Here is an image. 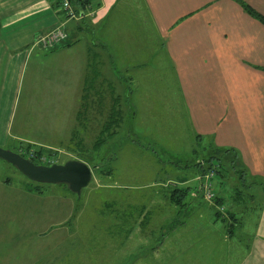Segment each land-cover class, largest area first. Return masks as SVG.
I'll return each mask as SVG.
<instances>
[{"label":"rangeland","instance_id":"obj_1","mask_svg":"<svg viewBox=\"0 0 264 264\" xmlns=\"http://www.w3.org/2000/svg\"><path fill=\"white\" fill-rule=\"evenodd\" d=\"M130 3L131 9L122 3L115 14L111 10L95 31L79 30L75 20L60 24L70 45L33 46L18 72L6 75L11 90L1 89L0 74V148L15 152L29 142L41 146L44 157L55 151L42 156V163L78 158L101 168L95 174L91 170L77 196L58 183L28 191L24 176L0 159V264H235L239 246L254 233L264 178L248 175L238 157L233 169L224 164L222 176L213 179V190L236 214L232 236L205 201L177 215L162 197L159 187L178 184L171 177L187 179L193 166L182 165L202 156L205 139L193 147L192 132L214 128L225 133L218 122H191L180 98V74L166 55L159 27L155 33ZM87 46L107 58V64L101 60L98 79L86 76ZM86 88L102 89L103 108L101 114L88 109L81 125L76 112ZM109 90L117 95L121 120L115 135L93 150L112 97ZM210 109L204 117L216 114ZM73 127L80 131L79 149L68 139ZM107 167L110 173L104 172ZM239 167L246 187L234 172ZM197 184L191 178L178 185L193 192ZM174 217L181 223L171 225Z\"/></svg>","mask_w":264,"mask_h":264},{"label":"crops","instance_id":"obj_2","mask_svg":"<svg viewBox=\"0 0 264 264\" xmlns=\"http://www.w3.org/2000/svg\"><path fill=\"white\" fill-rule=\"evenodd\" d=\"M240 1L264 16V0H97L89 27L95 31L107 22L111 10L117 12L122 3L131 9L133 2L142 19L155 33L158 26L164 37L166 55L180 74L186 115L191 122H218L223 128L224 135L214 128L193 131L192 146H198L199 135L218 148H232L248 175L264 178V24ZM58 13L50 0H0L1 89L11 90L6 75L18 72L33 46H42L38 36L67 24ZM85 51L92 52V47ZM209 107L216 114L204 117ZM194 172L192 167L187 179H169H177L174 184L188 182L196 179ZM189 195L197 196L194 191ZM256 219L254 233L239 246L242 252L235 264H264V199Z\"/></svg>","mask_w":264,"mask_h":264},{"label":"trees","instance_id":"obj_3","mask_svg":"<svg viewBox=\"0 0 264 264\" xmlns=\"http://www.w3.org/2000/svg\"><path fill=\"white\" fill-rule=\"evenodd\" d=\"M50 1L52 2V5L54 7L58 6L59 0H50ZM68 3H69V6H70L72 12L75 15H77V17L71 18V17L67 16L63 10H59V12L63 13L65 20H75L76 28H78L79 30H80V28L83 29L85 27H86V29L87 28L90 29V27H89L90 18H91L90 16L92 14L89 15L88 13L90 11L93 13L95 8L98 6L97 0H68ZM241 6L252 17H254L259 22L264 24V16L263 15L258 14L253 9H251L247 4H244L242 2H241ZM65 37H66V35L63 38L57 40L55 43L56 44L59 43L60 47L69 46L70 44L67 43L66 40H64ZM53 45L51 47H53ZM48 48H50V47H48ZM97 61H99L98 65H97ZM100 64H101V60H100L99 55H97L93 51L87 52L86 76L91 78L92 80L98 79L100 74H101V70H102V69H100ZM100 87H101V85H100ZM88 89L89 88L85 89V91H86L85 95H84V93H82L80 95L81 99L83 97H85V99H84L83 105L81 104L80 109L76 112V123H79V121H80L81 125H83L81 122H82V119L85 117V113L88 111V109L94 108L96 113L101 114L102 108H103L102 89L101 90L99 88L98 89H91V90H88ZM109 91H111L110 96L112 95V97H111V100H109V104L107 105L108 106L107 107L108 108L107 114L100 124L99 130L96 134V138L93 140V142L91 144V149H93V150H97L99 147H101V145L103 143H105L106 139L112 138L115 135L116 129L118 128L120 120H121L120 119L121 118V108L117 104V99H118L117 95L114 96L113 91L112 90H109ZM87 95L89 97H91L90 101L86 97ZM87 100H88V102H87ZM92 101H94L95 107L92 104ZM78 131L79 130H75L73 127L72 133L70 134V137L68 139L74 140L73 145H75L79 149L78 145L80 144L81 140H80V137L78 136ZM195 137H197V140L202 138L199 135H195ZM77 148H74L72 151L75 152V150ZM203 148L205 150L209 149L207 151L208 154L204 155V149ZM203 148H202L203 150L200 151V153L202 154V156L200 158L201 160L199 159L198 161H196L194 159L190 165H188V164L182 165L184 167L193 166V168L195 169V172H194L196 174L195 176L202 175L203 173H206L207 171L213 170L214 178L218 179L219 177L222 176V172H223L222 169H224L223 168L224 164H226L228 166L227 168H229V170H231L234 168V166L236 165V162L238 161L237 153L232 148H218V147L212 145V143L208 142V141H205V145L203 146ZM15 152H17L21 156L31 160L35 164H48L47 162L46 163L40 162V159L44 157L43 156L44 151L42 150V147L39 145H34L32 143L25 142V144H21L20 146H18V148ZM55 154H56L55 151H53V152L46 153V156L49 158ZM112 159H113V157H111V160ZM51 161H54V160H51ZM82 161L86 162L85 160H82ZM49 163H51V162H49ZM90 167H91L93 174L96 173V170H99V168L97 169V166L95 164H90ZM100 170H101V168H100ZM105 170H106V171H104L105 173H108V172L110 173L111 168L107 167V168H105ZM234 172H236V174L239 175L238 177H240V176L242 177L241 178L242 186H244V187L248 186V184L245 183V180L243 177V175L245 174L244 169L239 167L238 169H235ZM97 173H98V171H97ZM25 179L27 180V183H28L27 184V190L28 191H37L38 190V186L40 185L39 182L31 181V180H28L27 178H25ZM215 182L216 183H213V185L216 186L217 181H215ZM58 184L65 186V188L67 189L65 184H63V183H58ZM159 186H161V185H159ZM156 190H158V189H156ZM159 190H164V192L162 194L163 196L162 195L161 196L165 199L166 203L170 207L174 208V211L177 215L181 212L188 211L191 208V206H193V205H196V204L199 205L198 203L200 200L205 201L209 205V207L213 210L214 218L220 219L224 223V225L226 227V231H227V236H232L231 235L233 232L232 228L236 225L237 218L234 214L235 212L228 211V209L225 208L224 198L220 195V193H218L219 190L214 191V197H213L212 201L204 200L203 197H200V195L197 194L196 190L195 191L193 190V191L196 193L197 196L191 197L189 195V193L191 192V189L189 186H183L182 187V186L176 184L175 186H172L169 189L166 188V190L161 186V187H159ZM238 192L240 194V190ZM158 194H160V193H158ZM235 194L236 195H234V199H236L237 197L240 196L239 194L237 195V193H235ZM219 206H222V209H219L218 208ZM142 209L143 208H141L140 211H142ZM222 210H224V211H222ZM142 218H144V215L142 216ZM177 220L178 219L176 217H174V219H172L170 221L171 225L175 226V225L181 223L180 221H177ZM168 228H171V227L168 226Z\"/></svg>","mask_w":264,"mask_h":264},{"label":"water","instance_id":"obj_4","mask_svg":"<svg viewBox=\"0 0 264 264\" xmlns=\"http://www.w3.org/2000/svg\"><path fill=\"white\" fill-rule=\"evenodd\" d=\"M0 159L11 164L28 180L39 183H63L77 196L91 179V167L77 159H67L61 163L35 164L19 153L3 148H0Z\"/></svg>","mask_w":264,"mask_h":264},{"label":"built area","instance_id":"obj_5","mask_svg":"<svg viewBox=\"0 0 264 264\" xmlns=\"http://www.w3.org/2000/svg\"><path fill=\"white\" fill-rule=\"evenodd\" d=\"M55 9L63 10L64 13L71 18L77 17V15H75L72 12L69 6L68 0H59L58 6L55 7ZM88 14L91 15L92 12L90 11ZM64 36H65L64 32L59 27H55L49 30L44 35L39 36L38 40L40 41L43 47L48 48V47H51L57 40L63 38ZM196 179L198 181V184L196 187L197 194L203 197V199L206 201H212L214 197L213 183H215L216 181V180H213L214 179L213 170L207 171L206 173H203L202 175H197ZM218 208L222 209V206H219Z\"/></svg>","mask_w":264,"mask_h":264}]
</instances>
